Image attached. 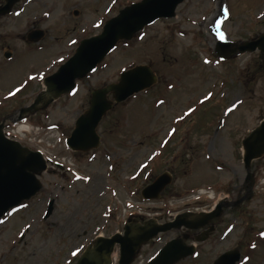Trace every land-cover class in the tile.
I'll return each instance as SVG.
<instances>
[{"label":"rangeland","instance_id":"obj_1","mask_svg":"<svg viewBox=\"0 0 264 264\" xmlns=\"http://www.w3.org/2000/svg\"><path fill=\"white\" fill-rule=\"evenodd\" d=\"M139 1L18 3L0 21V122L31 105L43 80L83 40L101 33L109 19ZM33 29L45 32L35 44L24 39ZM262 33L264 0H184L174 18L161 19L132 41L119 43L74 92L29 117L26 123L50 133L40 132L42 139L22 136L28 142L24 145L44 149L64 166L49 164L39 176L43 188L28 209L0 221V263L75 264L97 236L123 233L127 220L164 224L184 211L197 217L210 213L219 195L233 201L244 185L249 188L242 141L264 119V60L259 52L222 60L215 46ZM139 65L151 66L158 83L114 107L99 126L97 149L68 150L65 142L88 109L91 92L116 83L122 72ZM165 171L173 175L165 195L143 201L142 189ZM251 174L257 182L250 201L235 214L224 210L208 241H188L196 253L179 264H212L235 247L242 253L238 264H264V158L252 163ZM199 190L216 195L209 201L197 197ZM51 199L56 201L54 214L45 222ZM184 233L170 231L151 240L134 264H146L166 242Z\"/></svg>","mask_w":264,"mask_h":264},{"label":"water","instance_id":"obj_2","mask_svg":"<svg viewBox=\"0 0 264 264\" xmlns=\"http://www.w3.org/2000/svg\"><path fill=\"white\" fill-rule=\"evenodd\" d=\"M183 1L142 0L121 10L104 25L99 35L80 43L74 56L55 74L44 80L45 89L30 106L22 108L13 121L20 122L26 116L46 109L55 100L72 92L77 86L76 81L91 73L119 42L131 41L137 33L158 19L174 18L177 7ZM18 2L20 0H4L0 5V19L10 14ZM43 37L42 30H33L28 33L26 40L37 43ZM254 52H260L264 59V33L248 42L219 41L215 47V53L223 60L236 54ZM10 56L5 54V58ZM156 83L157 76L152 68L139 65L123 72L116 83L92 91L89 108L76 120L75 127L66 140L67 146L73 151L81 152L97 149L100 145L97 128L114 104L122 103ZM3 126L4 121L0 124V218L17 208L23 201L30 200L42 189L39 176L47 170V162L41 153L6 139ZM242 147L245 183H250L244 198L248 200L252 196V162L264 158V120L242 141ZM171 183V175L165 172L145 187L141 195L146 201L159 200L163 190ZM222 206L223 203H220L213 212L202 213L193 218H190V214H181L174 221L165 224H158L155 220L144 224L127 223L123 235L118 233L110 238L95 239L75 264H111V254L116 247L120 250L119 264H132L141 247L156 236L183 228L188 231L200 230L209 225L208 230L196 239L197 242H204L213 233L214 226L210 223L221 215ZM52 211L53 202L50 203L45 218H48ZM188 238L189 235L184 234L169 241L148 264H177L192 256L195 246L187 245ZM240 259V250L234 248L219 256L213 264H237Z\"/></svg>","mask_w":264,"mask_h":264},{"label":"flooded vegetation","instance_id":"obj_3","mask_svg":"<svg viewBox=\"0 0 264 264\" xmlns=\"http://www.w3.org/2000/svg\"><path fill=\"white\" fill-rule=\"evenodd\" d=\"M7 119H6V121H5V123H4V125H5V127H6V124L9 122V119H8V115H6L5 116ZM55 166H57V165H55ZM60 169H63V166H61L60 167ZM67 171H63L62 172V182H65V181H67L68 180V178H67V173H66ZM173 176V175H172ZM254 182H255V184H254V186L256 185V182H257V180H254ZM247 190H248V188L244 185V187L240 190V192L238 193V195H237V197H236V199H234L233 201H227V202H224L223 203V206H222V212H221V216H223L224 215V210H226V211H231V212H233L234 214L237 212V211H239L240 209H241V207L242 206H244L246 203H248L250 200H248V201H244V200H241L242 198H245L246 196H247ZM165 193H166V191H163V194L165 195ZM162 194V195H163ZM255 194V191L253 190V194L252 195H254ZM162 195H161V197H162ZM51 200H53V199H51ZM51 200L49 201V200H47V202H48V205H47V209H46V211H45V213H44V215H43V220L45 221V222H47V221H49L50 219H51V217L53 216V214H54V210H55V208H54V210H53V213L51 214V216L48 218V219H44V217H45V214L47 213V211H48V207H49V203L51 202ZM227 200H229V198L227 199ZM30 201H32V199L30 200ZM30 201H25V202H23L22 204H21V206H20V208H19V210H17L16 212H13V213H10L9 215H7V216H5V217H3L2 219H0V221H2L3 219H5V218H10L12 215H14V214H17L18 212H20V211H23L24 209L26 210V209H28V204H29V202ZM54 201V207H55V199L53 200ZM215 225V231H214V233H213V235L211 236V237H213L214 235H215V233L217 232V228H216V224H214ZM202 233L203 232H201V231H197V232H192V234H191V236H190V241H192V240H194L196 237H199V236H201L202 235ZM210 237V238H211ZM7 255H6V253H5V255H3V258H5Z\"/></svg>","mask_w":264,"mask_h":264},{"label":"snow or ice","instance_id":"obj_4","mask_svg":"<svg viewBox=\"0 0 264 264\" xmlns=\"http://www.w3.org/2000/svg\"><path fill=\"white\" fill-rule=\"evenodd\" d=\"M221 38H223V37L221 36Z\"/></svg>","mask_w":264,"mask_h":264}]
</instances>
